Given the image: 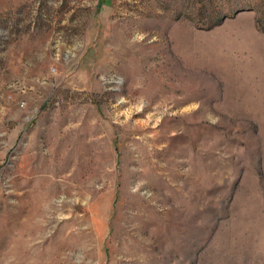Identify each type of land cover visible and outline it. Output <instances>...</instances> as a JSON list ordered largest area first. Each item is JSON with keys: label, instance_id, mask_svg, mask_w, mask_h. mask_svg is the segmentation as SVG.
Masks as SVG:
<instances>
[{"label": "rangeland", "instance_id": "374dc122", "mask_svg": "<svg viewBox=\"0 0 264 264\" xmlns=\"http://www.w3.org/2000/svg\"><path fill=\"white\" fill-rule=\"evenodd\" d=\"M0 264H264V0H0Z\"/></svg>", "mask_w": 264, "mask_h": 264}]
</instances>
